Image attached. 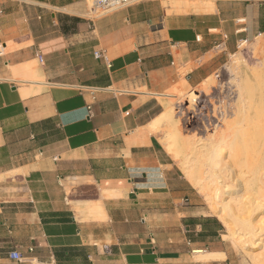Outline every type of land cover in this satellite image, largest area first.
Here are the masks:
<instances>
[{
  "label": "crops",
  "instance_id": "0c3cea01",
  "mask_svg": "<svg viewBox=\"0 0 264 264\" xmlns=\"http://www.w3.org/2000/svg\"><path fill=\"white\" fill-rule=\"evenodd\" d=\"M185 1L214 8L141 0L90 21L87 0H0V264L227 263L157 119L167 91L264 33V0Z\"/></svg>",
  "mask_w": 264,
  "mask_h": 264
},
{
  "label": "rangeland",
  "instance_id": "374dc122",
  "mask_svg": "<svg viewBox=\"0 0 264 264\" xmlns=\"http://www.w3.org/2000/svg\"><path fill=\"white\" fill-rule=\"evenodd\" d=\"M92 2L93 0H87L88 12ZM231 61H235L234 63L237 62V69L240 71V75L242 76L240 84H242L244 87H247L245 88V91L249 88V90H247L248 93L246 94V98L255 103L258 99L261 102L264 101V33L257 35L255 38L249 40L246 43L244 42L243 45L240 48H237L234 53L229 54L224 63L215 71L211 72V75L205 78L200 84L190 87L185 85L186 83L182 81L177 84L176 87L167 91V98L165 101H162V104L164 105L163 114L157 119L158 130L161 133V141L166 135L164 131L166 128L165 125L170 122H167L168 117H166L164 113L167 110H171L172 123H170V130L172 132L171 139L173 140V152L170 153L172 154L170 156L185 179L191 184L192 180L190 179H192V177L191 173H189V169H195V173L199 170L202 172L206 171L208 169V159L207 156L203 155H199L198 157V152L196 151L197 148L195 149V147L194 153L190 152V142L195 146L200 139L204 142L210 141L211 134L214 136V134H218L220 131L214 130V128L217 127V124L221 126V130H225L226 122L233 119L232 117H228L226 121L224 120L222 122L211 119V100L218 102L221 101V99L222 101L224 99L225 101L229 99L228 95L230 93L227 92V90L228 87L230 88L233 84V76L231 77L229 75L231 71L225 68L230 69ZM248 71H251L252 73ZM254 72H256V74ZM258 72L260 75H258ZM245 74L248 75L247 79L243 78ZM258 82L259 84H257ZM204 88H206V90H203ZM250 93L252 94L250 95ZM258 95L260 97L262 96V98H259ZM249 96L252 99H250ZM259 100L258 102H260ZM187 111H189V113H187ZM184 112L187 115H193V121L191 120V122L188 123L187 119L183 117L185 114ZM197 117H200L201 120L199 119L198 121ZM195 119L197 120L195 121ZM260 127L261 126L259 125L260 130H258L261 132L262 127ZM256 136H259V134ZM195 140H197V142H195ZM223 166L225 165H222V167ZM227 180L225 181L223 179L220 182L223 191L221 192L220 198H217L218 200L214 203H211L210 200L206 199L204 194L202 195V193L197 187L194 186V184H192V186L197 192L199 201L203 205L204 211L216 217L221 223V238L224 241V247L229 250L226 264H264V200L256 206L251 205L249 208L252 215V220H250V225H247L246 223L248 230L247 233L249 234V237H247L244 235V231L241 228H236L237 226L235 227L234 224H232L233 226H229L225 224L219 217L220 213L218 214V212L222 211V204L226 201H229V193L237 192V195H241L240 197L244 195L242 194V187L236 181H232V177L229 178L228 176ZM224 188H227V190H224ZM245 196L246 195L243 196L244 200L247 199V196ZM261 198L264 199V197ZM252 235L253 237H251Z\"/></svg>",
  "mask_w": 264,
  "mask_h": 264
},
{
  "label": "bare ground",
  "instance_id": "6f19581e",
  "mask_svg": "<svg viewBox=\"0 0 264 264\" xmlns=\"http://www.w3.org/2000/svg\"><path fill=\"white\" fill-rule=\"evenodd\" d=\"M175 3L179 7L176 8L178 10L181 9L180 6L182 7V5H184V8H190V10L202 12L210 11L214 8L213 2L201 3L176 0ZM243 43L244 41H241L238 47L240 48ZM234 62L231 61V67L229 65L230 69L225 68L231 71V73H227H230L229 75L231 77L233 76V84L230 88L228 87L227 90V92L230 93L228 95L229 99L227 101H225V99L222 101L221 99V101L218 102L211 100V119L221 122L224 120L226 121L228 117H232L233 119L226 122L225 130H221V126L217 124V127L214 128V130L220 131L218 134H214V136L211 134L210 141L204 142L200 139L195 146L190 142V152L194 153L195 147V149L197 148L196 151L198 152V157L199 155L207 156L208 169L203 172L199 170L196 173L195 169H189V173H191L192 179L190 180H192V184H194L202 195L204 194V197L210 200L211 203L216 202L218 200L217 198H220L221 192L223 191L220 182L223 179L226 181L228 176L229 178L232 177V181H236L242 187V194L246 195L247 197H245L247 199L245 198L246 200H244V195L240 197L241 195H237V192L229 193V201L222 204V211H219L218 214L220 213L219 217L225 224L229 226L234 224L235 227L237 226L236 228L239 227V229L241 228L244 231L245 236L249 237L246 227V223L247 225H250V220H252L249 208L251 205L256 206L264 200L261 198L264 197V101L261 102L257 97L260 102L257 100L255 103L246 98V94L248 93L247 90H249V88L245 91V88L247 87L240 84L242 76L237 69V62ZM33 71L36 70L29 68L28 74L34 77ZM254 73L256 74V72ZM258 75H260V73ZM243 78L247 79L248 75L245 74ZM257 84H259V82ZM203 90H206V88ZM251 94L252 93H250V95ZM249 98L252 99L250 96ZM259 98H262V96H259ZM162 114L163 113L159 116ZM164 114L168 117L167 122H170L165 125L166 128L164 131L166 135L161 143L165 147L167 153H172L173 140L171 139L172 132L170 130L172 111L167 110ZM205 114L208 115L207 113ZM199 119L200 117L198 118V121ZM259 125L262 127H260L262 129L261 132L259 131ZM255 133L256 135L259 134V136H256ZM195 142H197V140H195ZM222 165L225 166L222 167ZM224 190H227V188H224ZM251 237H253V235Z\"/></svg>",
  "mask_w": 264,
  "mask_h": 264
},
{
  "label": "built area",
  "instance_id": "2783aa9c",
  "mask_svg": "<svg viewBox=\"0 0 264 264\" xmlns=\"http://www.w3.org/2000/svg\"><path fill=\"white\" fill-rule=\"evenodd\" d=\"M141 0H93L92 5L89 9L87 18L92 21L94 19L100 18L102 16H105L107 14H110L112 12H115L119 9L125 8L131 4H134L136 2H139ZM96 57L102 56L104 59L106 57L102 55V53H94ZM194 105V104H193ZM185 113V112H184ZM189 113V111H187ZM187 119V122L190 123L191 120L193 121L194 116L193 115H187L186 113L183 116ZM198 119V117H197ZM195 119V121L197 120ZM104 250H107V247H103ZM8 257L15 261H21L23 259V256L20 252L16 250H11L8 253Z\"/></svg>",
  "mask_w": 264,
  "mask_h": 264
},
{
  "label": "trees",
  "instance_id": "16d2710c",
  "mask_svg": "<svg viewBox=\"0 0 264 264\" xmlns=\"http://www.w3.org/2000/svg\"><path fill=\"white\" fill-rule=\"evenodd\" d=\"M72 20H73V21H75V19H74V18H73Z\"/></svg>",
  "mask_w": 264,
  "mask_h": 264
}]
</instances>
